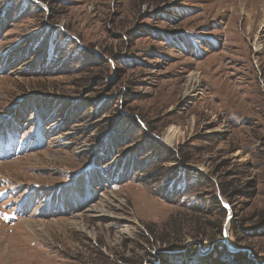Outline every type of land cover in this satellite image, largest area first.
I'll return each mask as SVG.
<instances>
[{
  "label": "rangeland",
  "instance_id": "1",
  "mask_svg": "<svg viewBox=\"0 0 264 264\" xmlns=\"http://www.w3.org/2000/svg\"><path fill=\"white\" fill-rule=\"evenodd\" d=\"M205 260L264 264V0H0V264Z\"/></svg>",
  "mask_w": 264,
  "mask_h": 264
},
{
  "label": "water",
  "instance_id": "2",
  "mask_svg": "<svg viewBox=\"0 0 264 264\" xmlns=\"http://www.w3.org/2000/svg\"><path fill=\"white\" fill-rule=\"evenodd\" d=\"M228 219H230V218H228ZM228 219H227V220H228ZM225 233H226V231L223 232V237H225V235H226ZM228 248H230V247L228 246ZM228 248H227V249H228ZM231 250H232V249H230V252H232ZM233 250H234V249H233Z\"/></svg>",
  "mask_w": 264,
  "mask_h": 264
},
{
  "label": "trees",
  "instance_id": "3",
  "mask_svg": "<svg viewBox=\"0 0 264 264\" xmlns=\"http://www.w3.org/2000/svg\"><path fill=\"white\" fill-rule=\"evenodd\" d=\"M215 246H217V245H215ZM236 258H238V257H236ZM205 261H206L205 264H211L212 263L209 260H205Z\"/></svg>",
  "mask_w": 264,
  "mask_h": 264
},
{
  "label": "bare ground",
  "instance_id": "4",
  "mask_svg": "<svg viewBox=\"0 0 264 264\" xmlns=\"http://www.w3.org/2000/svg\"><path fill=\"white\" fill-rule=\"evenodd\" d=\"M254 7V6H253ZM187 94V96H188V94H189V91L186 93Z\"/></svg>",
  "mask_w": 264,
  "mask_h": 264
}]
</instances>
